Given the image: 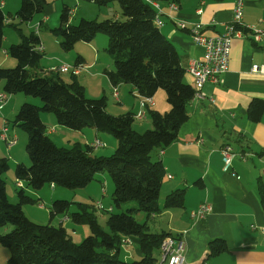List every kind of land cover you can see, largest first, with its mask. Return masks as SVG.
Returning a JSON list of instances; mask_svg holds the SVG:
<instances>
[{
	"label": "trees",
	"instance_id": "obj_1",
	"mask_svg": "<svg viewBox=\"0 0 264 264\" xmlns=\"http://www.w3.org/2000/svg\"><path fill=\"white\" fill-rule=\"evenodd\" d=\"M90 1L102 6L118 2L123 18H81L79 23L72 24L71 9L65 6L60 25L51 30L62 37L61 47L71 50L77 42H91L98 34L107 35L105 50L115 65L113 70H105L111 83L131 84L147 98L165 89L171 108L166 112L150 109L152 127L137 131L134 113H109L106 96L88 98L77 75L71 74V80L67 81L56 69L43 72L40 62L44 53L38 49L40 36L35 31L26 35L20 26L32 20L36 13L44 12L47 0H21L18 11L12 15L18 24H8L0 3V47L7 25L15 27L21 36L19 43L7 49L17 65L0 67L4 92L25 93L42 100L41 106L23 103L12 122L28 135L26 151L31 162L30 166L22 162L16 165V180L24 181L26 187L35 190L45 185L78 189L86 187L99 173L106 172L115 183L113 204L123 209L128 202L137 203L121 212L110 208L106 220L108 230H105L98 221L94 204L78 203L77 210L72 212L69 200H53L51 219L63 214L76 224L89 226L90 234L76 243L63 224H39L26 215L23 206L40 201L26 188L17 187V201H10L4 179L10 166L6 158H0V227L14 226L11 231L0 233V245L10 251L7 264H162L155 251L172 233L149 232L148 221L162 209L184 205L185 189H177L169 193L164 206H160V190L166 172L162 161L153 156L159 148L176 140L180 127L190 116L187 106L194 98L195 87L185 81L187 70L181 55L156 23L157 9L151 3L145 0ZM81 61L83 57L78 55L76 62ZM263 109L264 102L254 100L249 108L250 119L259 120ZM41 111L53 113L60 125L72 130L94 127L109 133L117 139L115 151L104 156L92 154L90 145L83 146L79 142L71 147L58 146L48 134ZM139 213L144 214L142 221L135 216ZM133 236L139 239L143 256L137 260L122 259L119 251L123 239ZM227 248L223 238L210 242L212 255Z\"/></svg>",
	"mask_w": 264,
	"mask_h": 264
},
{
	"label": "crops",
	"instance_id": "obj_2",
	"mask_svg": "<svg viewBox=\"0 0 264 264\" xmlns=\"http://www.w3.org/2000/svg\"><path fill=\"white\" fill-rule=\"evenodd\" d=\"M154 1L155 5L159 6L157 11L160 12L162 21L158 25L164 35L176 46L181 55L182 64L187 70L192 59L200 58L204 54V47L193 41L189 27L196 22H201L205 34L223 33L232 22L236 0ZM13 2L14 5L10 7L8 0H0L3 10L8 12V24L13 22L12 15L18 11L21 4L20 0ZM172 2L178 5L176 10L171 8ZM199 9H202L201 13L198 12ZM119 16L116 10L115 17ZM182 21L186 22V28L178 25ZM42 22L44 21L40 19L39 25ZM243 22L246 25L264 29V0H245ZM49 33L52 36L55 35ZM11 35V32L5 30L3 43L9 40L18 42L17 36L10 39ZM40 39L39 46L43 47L42 52L44 54L46 51L50 52V55L55 56L58 62L49 67L46 72L55 70L62 64H69V66H81L80 74L89 73L92 70L97 74L102 73L106 79L103 82L104 93L111 92L112 99L115 101V103L112 102L113 107L119 106V108L115 107L117 111H109L115 115L134 113L136 119L134 128L137 131L143 132L152 127L150 109L166 112L171 108L166 99V92L159 89L152 97L153 104L147 106L146 117L137 118L136 114L145 109L141 99L147 97H142L131 84L113 85L111 83L105 70H113L114 61L108 54L110 58H106L107 63H99L101 50L104 48L98 46V42L92 40L86 44L87 48L78 49L77 56L81 55L83 61L77 63L75 54L73 60V54L69 56L70 60L62 59L60 47L55 48V43L60 41L57 35L54 39L52 38L53 42L47 41L48 37L40 36ZM99 42L106 45L107 39L100 38ZM55 49L56 51L53 52ZM5 51H7L6 48ZM2 62L0 61V64ZM255 63H264V35L260 41H255L251 31L246 29L244 37L233 39L229 66L222 76V81L207 82L204 85L203 91L206 97L193 98L188 103L190 116L180 127L176 140L164 148H159L153 155L154 159L162 161L166 172L160 190V206H164L169 193L177 189H185L184 205L162 209L153 218L155 219L153 232H170L172 235L183 237L186 242V264H264V236L257 228L252 227L253 224L264 226V109L257 121L250 119L248 115L254 100L260 99L264 102V75L252 73V66ZM44 68L46 67L43 66ZM64 74L61 75L64 76ZM77 77L79 78V75ZM185 81L193 85V77L188 71ZM115 87L118 89V97L114 95ZM0 92H4L3 81H0ZM6 96L8 100L0 108V141L5 142L8 154L3 153L2 156H9L12 167H16L21 162L28 165L30 159L26 150L24 148L20 151L16 150L19 141L25 140L24 136L19 134L22 130L12 123L8 116L15 117L22 102L33 101L26 94L21 96L18 93H6ZM107 105L109 106L110 102ZM40 115L47 126L50 138L58 146L70 147L75 142L74 138H77L76 141L82 145L84 142L85 145H90L92 154L96 155L107 153L117 146L113 138L94 127L72 130L60 125L46 111H41ZM4 128L8 129L7 132L11 138L17 137V143L7 144L1 137ZM96 139L101 140L103 145L93 147L92 144ZM227 144L232 146L235 152L246 153L248 157L243 160L239 154H236L231 169L225 171L221 148ZM104 147H107L106 150L103 149ZM161 150L163 153H160ZM109 177L105 173H99L84 188L87 193L92 194L89 195L92 199L95 194L98 195L99 189L103 190L104 185L107 187L105 192L102 191L103 197L109 193L110 188L114 189V184L112 185L113 182H110ZM17 182L15 177V193L12 189L9 191L7 186L10 201L17 198ZM21 183L31 196L40 200L39 203L50 202L51 204L53 200L59 199L58 191L60 190L57 191L58 188L53 185H45L35 190L32 187H26L24 181ZM104 199L96 200L101 204L100 206H106ZM203 202L212 204L211 213L204 219L192 217V211L197 210ZM29 205L31 204L23 206L24 212L30 219L36 220L35 215L27 209ZM107 208L114 210L113 204ZM141 214L138 215L143 220L144 216ZM59 221V224H63L70 230L73 229V232L76 230L73 228L74 222L68 215H59ZM69 222L71 227H68ZM216 238H223L228 248L218 255H212L210 242ZM131 240V243L122 244L119 251L120 257L125 260L140 259L143 252L140 249L139 239L133 236ZM159 255L160 248L155 251V256L159 258ZM159 262L161 263L160 259Z\"/></svg>",
	"mask_w": 264,
	"mask_h": 264
},
{
	"label": "rangeland",
	"instance_id": "obj_3",
	"mask_svg": "<svg viewBox=\"0 0 264 264\" xmlns=\"http://www.w3.org/2000/svg\"><path fill=\"white\" fill-rule=\"evenodd\" d=\"M8 1H9L8 6L11 7L14 5V2H13L14 0H8ZM47 1H48V5L46 6L44 12L36 13L32 20L25 22V23H21L20 28L22 29L21 30L22 33L27 35L33 31H35L41 37H44V38L48 37L47 41L53 42L52 40L55 38L56 34L54 32H52L51 30L55 29L56 27H58L60 25L61 14H62L63 8L65 6H68L71 9V13L72 12L74 13L73 15L71 14V17H70V23H72V24L79 23L81 18L97 19V20H104L107 18H113L116 15V10L119 12V15H120L119 18H123L121 15V9H120V5L118 2H112L109 5L102 6V5H98L95 1H90V0H47ZM6 9H8V8H6ZM3 11H4L5 15L7 16L8 12H6V10H3ZM13 15H14V13H13ZM40 19L43 20L44 22L39 25ZM13 22L16 24L19 23V21H17L15 17H13ZM5 30L11 32L12 35H11L10 39H12L14 36H17L16 38H17L18 42H13V41L9 40L6 43L5 42L3 43L4 46L2 45L0 47V61H3L0 64V67L14 68L17 65L16 59L14 57H12L11 55H9L8 52L5 51V48L8 49L9 46L12 45V43H19L21 41V36H20V33L15 29V27H13L11 25H7ZM49 32H51L52 34H55V35L52 36ZM50 36H52V37H50ZM57 36L60 39V41H59V43L58 42L55 43V48L60 47V49H61L60 52L63 56L62 59L66 60V61L70 60L69 56L72 54H73L72 55V60H73L74 54H75V57L78 54V49L87 48L86 44L90 43V42L80 41V42L76 43V45L74 46L73 49L64 50L61 47L62 37L59 35H57ZM100 38H103V40L107 39L106 45L102 44V42H99ZM93 40H94L93 42H98V46L103 47L104 49L108 45V37L105 34H98ZM51 49H54V48L51 47ZM104 49L101 50V56H100V62L99 63H101V62L107 63L106 58L109 57V55H108L107 51ZM55 51H56V49L53 52H55ZM55 59H57L55 56L50 55V52L46 51V53L44 54V56L40 62L42 69H43V66L46 67V68H44L45 70L43 69V72H46V70L49 69V67H52L53 65L58 63L57 60H55ZM63 63H65V62H63ZM70 66H72V65H70ZM81 72L73 73V69L71 67V69L67 73L64 74L63 78L67 81H70L71 80V74L72 75H79L78 79H79V81H81L80 83L85 86V94L88 98L96 99V98H100V97L106 95L107 104L110 102V105L106 106L107 111L109 113H112L109 110L117 111L116 108H119V106H115L116 108L113 107L114 105L112 104V102L115 103V101H114V99H112L113 97H112L111 92H107V94H106L103 91V82H105L104 80H106L105 76L102 75V73H99V74L94 73L93 70H92V72L83 73V74H80ZM86 86H88V87L86 88ZM162 90L165 92V89H162ZM18 94H21V96H25V93H18ZM28 96H29L30 100H32L33 102L27 101L26 103H31V104L38 105V106L42 105V100L39 97H35L33 95H28ZM23 103H25V102H22V104ZM47 113L56 119V117L53 113H50V112H47ZM112 114L115 115V113H112ZM8 118L11 120V122H14V120H15L14 116L13 117L8 116ZM19 129L22 130V131H20L21 133H19L20 136H24L25 140L23 139V141H22V139H21L19 141V143L16 145V150L20 151L23 148L26 150L28 135L22 128H19ZM104 133H105V135H108L110 138H113V140H115L117 142V139L115 137H113L112 135H110L107 132H104ZM76 139L77 138H74L75 142H73L71 146H73L76 142H79V141H76ZM2 141H0V158H6L8 160L9 166H10L9 169L4 173V179L6 180L8 190L12 189L13 192L15 193L16 191H15L14 181H15V169L16 168H15V166L14 167L11 166L12 164L10 163V161L8 159L9 156H2V155H4L3 153H5V155L8 154L7 146L5 145V142L4 141L2 142ZM83 146H85V142L83 143ZM107 147H104L103 149L106 150ZM109 149H110V146H109ZM115 149L116 148H114L113 150L111 149V151L109 150V152H107V153L104 152V154H102V155H104V156L111 155L115 151ZM26 153H27V151H26ZM28 164H29L28 166H30L31 162H28ZM105 174L110 176L109 173L105 172ZM108 179L110 180V182H113L112 185L114 184V189H115V183H114L112 177L110 176ZM20 186L22 187L23 185H18V187H20ZM55 187L58 188L57 191L60 190V191H58L59 192V199H68L71 202L70 211H72V212L77 210L78 203H84V204H89V205L94 204V206L96 208L97 215H98L99 223L103 226V228L105 230H108L106 220H107L108 212L110 209H108L107 207L110 204H113V199H112V196H113L112 193L114 191L113 188H110L109 193L107 195L105 194L106 196L103 197L102 191L105 192L106 187H107L106 185H104L103 190L102 189H101V191H100V189L98 190L99 196L95 194V196H93L94 197L93 199H95V200H93L92 197L89 196L92 194L87 193V191H85V189H84L85 187L84 188H78V189H69V188L62 187V186H55ZM51 190H53V189L51 188ZM9 194H10V192H9ZM96 199L97 200L99 199L100 201L104 199V203L106 206H100L101 204L99 202H97ZM16 201H17V198H15V200H13L12 202L15 203ZM136 204L137 203L134 201L128 202V203H126L127 206H124L123 209H127V207H130L131 205H136ZM113 206H114L115 212L123 211L122 208L116 207L114 204H113ZM50 207H51L50 202H47V203L40 202L38 204L36 203V204L29 205V207H27V209H28V211H31L32 215L33 214L35 215L34 217L36 220H33V221H35L36 223H39V224L51 223L52 225L59 226L60 225L59 224V222H60L59 221V215H56L54 218L51 219ZM102 207H104V208H102ZM141 215L144 216L143 213ZM135 216L137 219H140V220L142 219L140 215H135ZM70 224L71 223L69 222L68 227H71ZM72 224L74 225L73 228H75L76 230L74 232H73V229L70 230L67 228V230L70 231V232L69 231L68 232L70 233L72 239L76 243H81L85 239V237H87L90 234L89 226L87 224H76V223H72ZM148 225H149V227H148L147 231L153 232L154 226H155V219H150L148 221ZM13 228H14L13 225H7L4 227H0V233H3V234L7 233V232L11 231ZM160 251H161V249H160ZM9 256H10L9 249L3 245H0V264H7ZM122 259H123V257H122ZM159 259H161L160 255H159ZM130 260H135V258L130 259Z\"/></svg>",
	"mask_w": 264,
	"mask_h": 264
},
{
	"label": "built area",
	"instance_id": "obj_4",
	"mask_svg": "<svg viewBox=\"0 0 264 264\" xmlns=\"http://www.w3.org/2000/svg\"><path fill=\"white\" fill-rule=\"evenodd\" d=\"M155 8H159L158 5L153 3V0H145ZM171 8L176 10L178 5L174 2L171 3ZM245 0H236L233 9L232 22L227 26L223 33H217L213 35L205 34L204 26L201 22L194 23L189 27V32L194 42L201 44L204 47V54L200 58L192 59L187 69L188 73L193 77V85L195 87L194 98L204 99L206 93L203 91V87L207 82L219 83L222 81V76L227 71L230 57L232 42L235 38H242L245 36V30L249 29L252 33V38L255 41H260L264 35V29L258 28L254 25H246L243 22ZM160 15V12L157 11ZM199 13L202 9L198 10ZM178 25L182 28H186V22H179ZM40 51H43L42 46H38ZM69 64H62L56 68L57 71L67 73V67ZM252 73L264 75V63H255L252 66ZM118 89L115 87L114 95L118 97ZM6 92H0V108L7 102ZM145 102V109L143 115H137V118H145L147 115V106H151L153 101L149 99H141ZM7 128H4L1 137H5V141L8 145H14L17 143V137H10ZM53 130V129H52ZM97 145L101 146L98 141ZM221 152L224 160V169L228 171L231 169L232 161L236 154H239L241 159L246 160L248 154L237 153L230 145H225L221 148ZM163 153V150L160 151ZM212 204L209 202H203L200 204L197 210L192 211L191 216L197 219L206 218L212 211ZM260 233L264 236V226H255ZM131 237L125 239L122 243H131ZM186 242L183 237L168 235L166 236V246L160 251V258L162 264H186L185 258Z\"/></svg>",
	"mask_w": 264,
	"mask_h": 264
},
{
	"label": "bare ground",
	"instance_id": "obj_5",
	"mask_svg": "<svg viewBox=\"0 0 264 264\" xmlns=\"http://www.w3.org/2000/svg\"><path fill=\"white\" fill-rule=\"evenodd\" d=\"M146 2H147V1H146ZM153 3L155 4V1H154V0H153ZM156 22H157V24H159V25L162 23V21H161L160 16H159L158 13H157V15H156ZM71 67H72V69H73V73H79V72L82 71V67H81V66H69V65H68V67H67V72L71 69ZM61 73H63V72H61ZM149 98H150V100L152 101V98H151V97L143 98V99H149ZM141 104H142V106H145V102H144V101H141ZM143 112H144V111H141V112H139L138 114H136V117H137V115H143ZM2 138L5 139V137H2ZM97 141H98V143H99L101 146L103 145V142H102L101 140L96 139L95 142H93V144H92L93 147H99V145H97ZM17 184H18V185H22L21 181H19ZM20 187H21V186H20ZM127 238H128V237H127ZM127 238H124L123 241H125V239H127ZM124 244H125V243H124ZM165 246H166V237L163 239V241H162V243H161V245H160V249H161V250L164 249ZM160 261H161V259H160Z\"/></svg>",
	"mask_w": 264,
	"mask_h": 264
}]
</instances>
